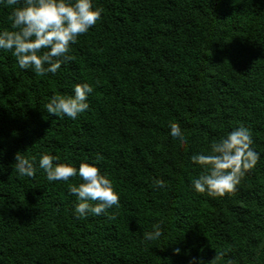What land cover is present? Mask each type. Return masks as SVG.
<instances>
[{"label": "trees", "instance_id": "16d2710c", "mask_svg": "<svg viewBox=\"0 0 264 264\" xmlns=\"http://www.w3.org/2000/svg\"><path fill=\"white\" fill-rule=\"evenodd\" d=\"M22 5L0 0V31L14 30L10 17ZM92 5L101 19L55 74L22 69L0 49V264H264V0ZM83 83L93 89L86 111L47 112L54 95ZM173 123L187 143L170 136ZM241 125L258 163L232 193L195 191L206 169L191 156L209 154ZM17 152L35 157L34 177L15 170ZM42 154L97 166L119 206L77 218L69 185L83 181H49ZM156 224L162 235L145 242Z\"/></svg>", "mask_w": 264, "mask_h": 264}, {"label": "clouds", "instance_id": "9594fccd", "mask_svg": "<svg viewBox=\"0 0 264 264\" xmlns=\"http://www.w3.org/2000/svg\"><path fill=\"white\" fill-rule=\"evenodd\" d=\"M6 2L8 5H17L20 0ZM101 12L102 9L93 8L92 0H75L74 3L72 0H23V5L16 7L10 17L11 28L14 30L0 31V49L12 51L22 69L31 68L37 75L55 74L61 67V58L71 59L67 55L70 45L76 43L80 35L85 34L101 19ZM92 91L87 83L77 84L73 95H54L45 108L49 114L75 119L89 108L87 100ZM169 134L181 145L187 143L178 124L170 125ZM252 143L251 131L241 125L226 137L213 142L209 154L192 155L191 161L206 169L199 178L192 181L195 191L207 192L209 196H224L234 192L241 179L260 159V154L252 149ZM59 159L57 156L42 154L39 166L46 172L49 181L67 182L77 175L81 178L83 182L79 186L69 185V191L79 201L74 209L77 218L89 213L100 215L113 206H119L120 198L112 180L102 174L97 166L82 162L77 169L70 164L54 163ZM32 160L17 152L15 170L21 176L34 177ZM153 185L164 188L165 182L154 179ZM109 218L116 217L113 215ZM153 228L154 231L144 233L145 242L155 241L162 235L160 224ZM179 253V248L174 249V254ZM225 255L224 251L216 252L212 261ZM190 264L203 262L193 258ZM227 264H234V261L228 260Z\"/></svg>", "mask_w": 264, "mask_h": 264}]
</instances>
